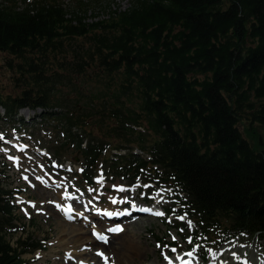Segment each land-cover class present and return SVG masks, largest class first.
<instances>
[{"label": "trees", "instance_id": "obj_1", "mask_svg": "<svg viewBox=\"0 0 264 264\" xmlns=\"http://www.w3.org/2000/svg\"><path fill=\"white\" fill-rule=\"evenodd\" d=\"M25 5L0 3V52L23 76L13 96L0 93L3 120L29 108L59 121L49 152L79 153L87 184L103 171L174 191L168 218L187 214L207 248L264 242V139L255 149L245 135L264 131V0H132L92 20L85 0ZM94 120L103 139L87 128ZM6 176L0 167V264H34L23 256L42 242L10 241L25 226Z\"/></svg>", "mask_w": 264, "mask_h": 264}, {"label": "rangeland", "instance_id": "obj_2", "mask_svg": "<svg viewBox=\"0 0 264 264\" xmlns=\"http://www.w3.org/2000/svg\"><path fill=\"white\" fill-rule=\"evenodd\" d=\"M3 1L4 0H0V3ZM16 1L21 7H25L26 1L31 2L33 0ZM59 1L65 4L70 10L77 9V0ZM131 1L132 0H85L86 3L92 4L90 8L91 11L88 13L90 20H92L96 13H100L104 10L108 11L109 9H105L108 7L112 10H116L119 7L121 9H126L129 7ZM69 60L71 62L74 61L71 56H69ZM10 61L14 64V67H11V69L9 68ZM17 65V60H12L10 57L0 52L1 94L13 96V94L17 92L19 86L16 81H21L23 79ZM74 78L80 83V77L75 75ZM14 81L16 89L14 88ZM59 109L64 110L63 108ZM43 111V109H38L36 111L31 109L21 110L17 117L19 119L23 118L27 124L26 127H28L21 132L18 119L13 121L3 120L2 118L5 113L3 109H0V133L6 138L4 143L3 140H0V149H3L0 150V167L7 174V187L15 192L13 202L17 208L15 212L16 218L18 221H23L22 223L25 226V230L10 238V241L14 245L18 239L26 240L32 238L33 241L42 242L44 245V249L35 251L32 254H25L23 259L28 261L35 260L34 264H80V260L92 261L93 264H102V262L97 263L93 258L97 260L101 259L97 253L104 248L95 246V250L89 252L85 250V255L82 257H79V255L73 256V254H70V251L65 250L67 247L63 246L64 243L60 242L61 235L57 226V224L61 222V219L67 224L84 226L89 237H93L92 233L96 231H91L93 227H96L99 232L105 229L108 230V227L103 226L107 224L112 225L113 222H108L105 216L102 221L101 219L93 218L92 214L90 216L85 214L87 209L85 205L91 200L92 204L90 208L92 206H97L99 208L102 206L110 208V210H113L112 212L119 213V215L125 210L129 212L134 211L133 214L137 215L134 219H124L123 222H120V224L126 222V226L124 225L126 232L123 234V237L111 238V242L119 243L126 237L131 236L132 232L136 233L141 231L140 242L142 249L137 256L138 258H134V263L136 264H168L169 261L165 259V256H168L172 260L177 256H182L184 251H189L190 249L191 251L189 252L193 253L192 250L196 251L197 256L194 257V260H199L200 264H264V242L257 238L238 237L219 248L216 246L207 248L208 245H213L214 242L206 238L197 239V236L195 237L197 227L192 223L193 226L189 228L186 221L190 219L187 217L185 221H181L182 223L180 226L174 228L177 224L174 223L173 217L167 220V215L159 218L148 211L150 209L151 212H161V208L170 209L175 204H179L176 199L171 200L169 198L175 196L176 193L174 191L166 189H162L166 191H153L152 188L147 189V187H144L151 193V195L148 196L144 191L140 192L143 185L137 184L134 187L126 186L124 182L121 183L120 180H113L112 177H108L103 171L97 174L95 182L91 186L82 179L80 169L82 161L79 159V153H75L73 150L67 151L62 157L58 158L60 163L59 167L57 170L53 169L52 166L54 164H51V161L55 159L49 152V150L52 152L50 149V147H52L50 141L57 140L60 144L63 135L55 128L59 126V121H45L43 123L44 119L40 118ZM55 111L59 112V110ZM90 124H92V126L89 125L87 128L91 131L93 136L97 139H103L104 136L97 130L98 120H94ZM243 128L247 131L252 130L250 125ZM243 128L241 127V130L244 132ZM245 135L248 141L250 140L249 142L253 143V147L256 146L255 142L259 137L264 139V131L258 126H255L253 131L245 133ZM17 145H27V149L21 152L16 147ZM84 145L86 146V144L83 143V146ZM255 149L259 148L255 147ZM9 157L19 158V160L17 162L15 159H9ZM41 165H43L42 168ZM69 169L72 171H69ZM45 172L46 175H50L48 177L49 182H39L36 177H43ZM101 174L103 176L102 183H97ZM25 176L28 177L27 180L24 179ZM119 187H123L126 191H119ZM90 188L95 191L89 192L88 190ZM77 189L80 191L77 192ZM65 190L78 196H80L79 193L81 194V191H83L86 196L82 197V200L76 204L77 212L80 216L76 212L75 215H72L75 218L71 220H67L60 209L54 205L55 200L59 197H61L62 200ZM158 192H160V196L156 195ZM110 198L115 199L117 202L112 203V199ZM33 203L36 205L35 208L32 207ZM133 205H135V207ZM137 210H140V212H137ZM144 211L147 213L149 212V214H143L147 217L141 218V212ZM89 212H91V209H89ZM82 214L83 217H81ZM91 218L96 221V225H91ZM104 220H106V222ZM181 228L184 229L183 232L180 231ZM107 235H109V232ZM173 236L177 239L173 240ZM189 237L192 238V243L188 242ZM158 238L162 240L159 241ZM170 243L176 246L173 247L177 249L176 252L171 251L172 248H169ZM223 249L228 250V253H221L224 251ZM90 253H93V255L91 256ZM204 255L207 257H203ZM199 256L202 259L199 258Z\"/></svg>", "mask_w": 264, "mask_h": 264}, {"label": "bare ground", "instance_id": "obj_3", "mask_svg": "<svg viewBox=\"0 0 264 264\" xmlns=\"http://www.w3.org/2000/svg\"><path fill=\"white\" fill-rule=\"evenodd\" d=\"M99 207H92V210H95ZM105 210H108L109 212H112L113 210H110V208H104V210H102L103 212ZM125 212V211H124ZM123 212V213H124ZM137 212H140V210H137ZM112 213H116V212H112ZM122 213V214H123ZM62 214L64 215L65 218H68V215L64 214V212L62 211ZM141 218L143 217H147L145 215L149 214V212H141ZM145 214V215H143ZM120 219H127L124 216L121 215H117ZM93 218H98L101 219L103 221V218H101L100 215H98V212L95 211V215L93 216ZM72 218H75L74 216H72ZM93 218H91L93 220ZM140 218V219H141ZM94 221V222H93ZM91 221V225H96V221L93 220ZM104 223V222H102ZM68 225V227H67ZM58 229H59V233L61 235L60 237V242L64 243L63 246L67 247L65 248V250L70 251V254H73V256L79 255V257H82L83 255H85L84 252H86L85 250L91 251V250H95V246L98 247H102L104 249L99 250V252H103L107 257L108 260L107 262H105L104 258L99 256V258L101 259H96L93 258L97 263L102 262V264H136L134 263V258L138 256L139 252L142 249V245L140 242L141 239V231L139 232H132L131 236L126 237L125 239L121 240L119 243H113L111 242V238H121L123 237V234H125L126 230L124 228V225H122L123 230L121 233H118L117 236L110 233L112 235V237H110L109 235V239H107V244H100L97 240H96V235L94 231V227L91 229V231H94L92 233L93 237H89L88 236V232L85 229L84 226H75L74 224H67L65 221H63L61 219V222H59L57 224ZM103 227H108L109 229V225L103 226ZM112 229V227L110 228ZM104 232H106L107 230H103ZM101 234V232H99ZM231 248V247H230ZM227 249V248H226ZM222 250L223 252L221 253H228V250ZM80 252V253H79ZM90 255L92 256L93 253H90ZM185 261L190 262V264H196V261L194 260L197 256L196 251L193 250V255L192 256H187V255H182ZM138 258V257H137ZM199 258H201L199 256ZM103 259V260H102ZM198 260V259H197ZM205 260V259H203ZM172 261L174 262V264H181V262L179 260L172 259ZM80 264H93L92 261H87V260H80L79 261ZM216 263V262H215ZM216 264H220V263H216Z\"/></svg>", "mask_w": 264, "mask_h": 264}, {"label": "snow or ice", "instance_id": "obj_4", "mask_svg": "<svg viewBox=\"0 0 264 264\" xmlns=\"http://www.w3.org/2000/svg\"><path fill=\"white\" fill-rule=\"evenodd\" d=\"M0 140H4V136H3L2 133H0ZM16 147H17L21 152H23V151H25V150L27 149V145H17ZM0 150H3V149H0ZM9 159H15V160H17V162H18V160H19V158H14V157H9ZM54 166H56V165H54ZM42 167H43V165H41V168H42ZM69 171H72V170L69 169ZM81 171H82V169H81ZM24 179L27 180L28 177L25 176ZM36 179H37V180H40L42 183H46V182L43 180V177H41V176H37ZM102 180H103V176H102V174H101V177L98 179L97 183H102ZM33 186H34V185H33ZM58 186H59V185H58ZM114 187H115V186H114ZM145 187H148V185H145ZM118 190H119V191H126V189H124L123 187H119ZM76 191L79 192L80 190L77 189ZM88 191H89V192H92V191H95V190L90 188ZM162 191H166V190H162ZM81 195H83V193H81ZM156 195H157V196H160V192L156 193ZM63 197H64V199H66V200H71V199H77V200H78V199H79L78 196L74 195L73 193L68 192L67 190L64 191V193H63ZM110 199H112V198H110ZM116 202H117V201H116L115 199H112V203H116ZM91 204H92V201L89 200V201L87 202V204L85 205V207L87 208L88 205H91ZM133 206L135 207V205H133ZM32 207L35 208L36 205L33 203V204H32ZM57 207H58V208H61V210L64 211L66 214H69V215H68V218H69V219H72V216H71L70 214L73 212V207H72L71 204H68L66 207H62L61 205H57ZM96 211H97V212H100L101 210H100L99 208H97ZM148 211H151V210L149 209ZM175 211H176V210L173 209V214H175ZM104 214H105V215H109V216H111V215H118L119 213L104 212ZM154 214L157 215V216H163V215H165L163 212H155ZM186 215H187V214L177 216L176 219H177V220H180V221H185V220H186ZM186 222H187V225H188L189 228H191V227L193 226L192 221L187 220ZM121 230H122V229H119V228H117V229H110V231H121ZM180 231L183 232L184 229L181 228ZM95 235L97 236V238H98L99 240H102V241H104L105 243H107V237H106V236H104V235H102V234H100V233H95ZM172 239H173V240H176L177 238H176L175 236H173ZM188 242H189V243H192V242H193L191 237L188 238ZM158 247H159V245H158ZM171 251H172V252H176L177 249H176V248H172ZM97 255L103 257L104 260H105V262H107L108 257H107L103 252H98ZM185 255H187V256H192L193 253H192V252H188V253H186ZM213 255H215V254H213ZM165 259L169 261V264H173V261H172L168 256H165ZM176 259L179 260V261L181 262V264H190V262L184 260L183 256H177Z\"/></svg>", "mask_w": 264, "mask_h": 264}]
</instances>
